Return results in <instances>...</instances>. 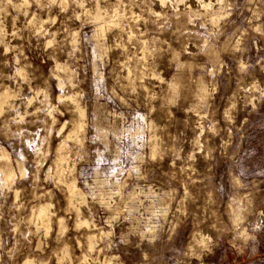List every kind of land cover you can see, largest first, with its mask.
I'll return each mask as SVG.
<instances>
[{"label": "rangeland", "instance_id": "obj_1", "mask_svg": "<svg viewBox=\"0 0 264 264\" xmlns=\"http://www.w3.org/2000/svg\"><path fill=\"white\" fill-rule=\"evenodd\" d=\"M205 1L0 0V147L28 171L0 180V264H264V0ZM97 8L119 22L99 37ZM68 95L87 115L63 166L90 229L47 174Z\"/></svg>", "mask_w": 264, "mask_h": 264}, {"label": "bare ground", "instance_id": "obj_2", "mask_svg": "<svg viewBox=\"0 0 264 264\" xmlns=\"http://www.w3.org/2000/svg\"><path fill=\"white\" fill-rule=\"evenodd\" d=\"M158 1L161 3L162 6H165L169 2L174 1L176 4H180V3H185L187 0H158ZM198 1L203 5V8H208L211 6V2L206 3L205 0H198ZM22 2L27 3V0H22ZM20 4H22V3H20ZM20 4L15 3L17 8L20 7ZM101 10L102 9L97 8V11L94 13V19H95V22L97 23L95 36H97V37L104 35V32L106 31L107 26L111 27V26H115V25L119 24L117 19H113L114 17H117L118 14H116L112 18L107 19L105 16H103V13ZM3 37L4 36L2 35V29L0 26V41H3ZM59 67L61 69H63L64 71H66V69L63 66L59 65ZM22 75H24V72L22 73ZM13 99H14V92L11 90L10 87L7 86V87H4L3 89L0 88V113L6 108V106H8V107L12 106ZM66 99L72 103V108L74 110L73 112H74V115L77 116V119L73 121L72 128L70 127L69 133L66 134L64 140L59 144V146L56 150V160H55V166H54L55 169H51V167H50V169H48L47 174H48V176L53 175L54 176L53 178H55V180L57 181L58 184H60V183L64 184L66 192H67L68 197H69L68 199L70 200V204H73L74 206L73 205L72 206L74 208H76V211H77V215H78V224L77 225L78 226H86L90 229L92 227V225L95 227V225L92 224L91 220L81 218V208H83L82 205L86 203V195L83 192V190L79 187V185L77 184L76 178H71L69 180L66 179V177H67L65 175L66 169L63 166V163L67 161L68 156L70 155V154L68 155V153H70L69 152L70 150H69V147L67 144V140H72V141H76V142L84 141L83 136L85 134L84 132H85V123H86V115L87 114H86L85 108L79 103V101L77 100V98L74 95H72V96L68 95L66 97ZM64 128H65V125L62 127L61 131ZM38 150L40 151V148ZM41 152H43V151H41ZM15 163L17 165V169H18L21 177H25L28 174V171L25 167V164L19 160H16ZM15 163H14V160L12 159V156L5 150V148L0 147V180H1V182L5 188L6 187L12 188L13 183L16 182L15 179L17 177L18 172H17V169L14 165ZM60 164L62 165V167H59ZM18 194H19V190L15 189L16 197H18ZM51 205H52L51 203L39 204V205L33 207L32 211H31L30 220L32 222L37 223L38 225H41L43 228H45L47 230V232L51 228V217H52ZM59 223H60L61 230L64 231V229H66V227L63 226V224L65 225V222L62 223V221H59ZM96 239L97 238L95 235H89L87 238L88 248L92 252L95 249L96 244H97ZM65 254H67V253L65 252ZM87 260H88L87 256L84 255L82 264L87 263L88 262ZM24 264H36V262H35V260L28 258L25 260Z\"/></svg>", "mask_w": 264, "mask_h": 264}]
</instances>
